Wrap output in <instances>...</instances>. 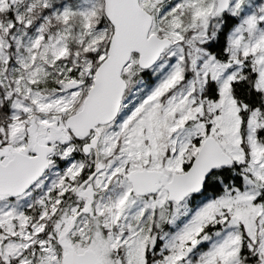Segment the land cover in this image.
Here are the masks:
<instances>
[{"label":"snow or ice","instance_id":"1","mask_svg":"<svg viewBox=\"0 0 264 264\" xmlns=\"http://www.w3.org/2000/svg\"><path fill=\"white\" fill-rule=\"evenodd\" d=\"M0 264H264V0H0Z\"/></svg>","mask_w":264,"mask_h":264}]
</instances>
